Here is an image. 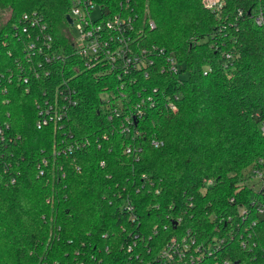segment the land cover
Instances as JSON below:
<instances>
[{
    "label": "trees",
    "instance_id": "obj_1",
    "mask_svg": "<svg viewBox=\"0 0 264 264\" xmlns=\"http://www.w3.org/2000/svg\"><path fill=\"white\" fill-rule=\"evenodd\" d=\"M96 1L137 26L154 22L142 43L175 55L180 69L147 81L178 96L176 108L166 98L150 108L137 124L141 152L127 154L118 121L102 113L105 82L69 55L71 0H0V264H135L136 253L146 264L179 233L212 245L201 264H264V217L236 232L238 209L255 195L246 180L264 158V22L253 20L264 0H222L214 10L202 0ZM25 13L41 17L54 50L67 55L44 63L51 75L28 88L17 77L27 37L15 34ZM70 75L78 102L68 120L38 128L37 104ZM69 139L89 145L54 155ZM133 240L134 255L126 252Z\"/></svg>",
    "mask_w": 264,
    "mask_h": 264
},
{
    "label": "built area",
    "instance_id": "obj_2",
    "mask_svg": "<svg viewBox=\"0 0 264 264\" xmlns=\"http://www.w3.org/2000/svg\"><path fill=\"white\" fill-rule=\"evenodd\" d=\"M220 3L222 0H202L204 7L209 10L219 8ZM241 13L239 9L238 15ZM67 15L71 19L69 25L74 30V34L69 33L71 36L69 55L77 58L86 70H90L95 79L105 82L106 90L100 93L103 116L108 121L114 119L118 121L116 130L130 141L126 143L124 151L129 155L138 156L142 147L137 145V141L143 136L142 130L137 126L138 122L146 117L150 108H154L165 98L167 107L174 110L175 100L178 99V96L172 99L161 92L158 85L148 83L147 80L153 79L156 72L177 73L180 69L177 58L155 44L142 43L144 27H154V22L151 20L146 21L145 26H137L134 18L129 14L117 9L108 10L104 4L96 0H71ZM253 20L261 25L264 22L263 11H259ZM33 29H36L34 37H32ZM15 34L19 37L20 34L27 37V42L21 46L24 50V60L18 62L17 74L26 88L29 87L32 79L39 77L41 72L46 76L51 75L50 69L43 67L44 63L63 61L67 57L54 50L47 26L36 14H23L19 24L17 22ZM58 70L63 71V69ZM72 76H62L61 83L55 85L51 93L43 95V101L37 104L39 107L43 106L38 112L36 123L38 128L48 122L68 120V108L78 102L74 87L68 83ZM111 90L114 93L113 98L116 99L115 103H112V97L101 96L102 93ZM3 126L7 128L8 124L4 123ZM261 131L264 134V125ZM2 132L1 126L0 134ZM61 143L62 146L53 151L56 156L71 154L89 145L87 139L81 141L69 139ZM151 144L158 147L162 142L153 138ZM43 162L47 164L46 160ZM99 165L103 166L104 162L100 161ZM44 173L45 168H40L38 174ZM246 183L254 189L255 195L250 205H243L238 209L237 233L242 229L247 232L249 227L255 226L257 218L264 217V197L261 198L260 195V189L264 188V158L259 160V166L252 168ZM262 193L264 194V191ZM122 207L130 219H136L134 205L128 198L124 200ZM238 237L244 246L246 241L243 235L240 234ZM204 242L195 240L192 234H176L167 240L146 264H201L212 253V245L210 243L205 245ZM220 243L219 241L214 244L220 245ZM136 246V240L129 242L126 252L134 255L133 250ZM134 256L135 264L143 259L140 258L139 253ZM222 263L233 264L230 260H224ZM100 264H111V262L101 261ZM128 264L134 263L128 262Z\"/></svg>",
    "mask_w": 264,
    "mask_h": 264
},
{
    "label": "rangeland",
    "instance_id": "obj_3",
    "mask_svg": "<svg viewBox=\"0 0 264 264\" xmlns=\"http://www.w3.org/2000/svg\"><path fill=\"white\" fill-rule=\"evenodd\" d=\"M94 15H95V13H94ZM69 33L74 34V30H73V28H72L71 26H69ZM101 96L104 97V98H106V97H112V98H113L114 93H113V91L111 90V91H108V92H104V93H102ZM115 102H116V99L113 98V99H112V103H115Z\"/></svg>",
    "mask_w": 264,
    "mask_h": 264
},
{
    "label": "water",
    "instance_id": "obj_4",
    "mask_svg": "<svg viewBox=\"0 0 264 264\" xmlns=\"http://www.w3.org/2000/svg\"><path fill=\"white\" fill-rule=\"evenodd\" d=\"M65 19H66L68 24H71V19H70L69 15H66Z\"/></svg>",
    "mask_w": 264,
    "mask_h": 264
}]
</instances>
